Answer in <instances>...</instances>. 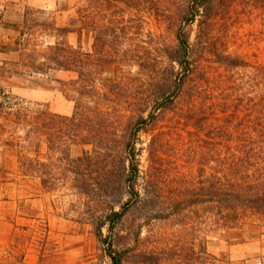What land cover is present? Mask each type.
Listing matches in <instances>:
<instances>
[{
	"label": "trees",
	"instance_id": "16d2710c",
	"mask_svg": "<svg viewBox=\"0 0 264 264\" xmlns=\"http://www.w3.org/2000/svg\"><path fill=\"white\" fill-rule=\"evenodd\" d=\"M211 1L178 0L174 11L172 0H80L65 24L27 8L15 24L16 36L0 41V53L18 55L0 60V79L52 69L74 74L62 81L63 94L73 101L68 115L23 105L0 88V146L14 152L19 175L82 200L110 264H123L133 248L119 239H137L154 218L175 225L190 257L205 263L210 254L204 236L196 251L194 232L264 214V120L251 118L234 95L217 96L190 78L198 47L185 25L196 16L199 26L209 25ZM163 18L174 25V44L153 30ZM69 33L76 34L75 43L67 40ZM46 37L53 39L41 40ZM83 37L92 39L89 46ZM218 55L229 67L246 63ZM107 62L115 64L112 74L105 73ZM168 112L187 128L186 147L177 154L187 170L165 183L159 172L166 160L164 131L155 125ZM141 131L150 133L144 170ZM8 173L0 167V181L11 179ZM145 208L155 213L129 219ZM144 257L147 263L157 259Z\"/></svg>",
	"mask_w": 264,
	"mask_h": 264
},
{
	"label": "rangeland",
	"instance_id": "374dc122",
	"mask_svg": "<svg viewBox=\"0 0 264 264\" xmlns=\"http://www.w3.org/2000/svg\"><path fill=\"white\" fill-rule=\"evenodd\" d=\"M79 2L0 0V41L8 42L16 36L15 24L21 22L27 8L37 9L38 18L47 16L57 24H65ZM172 3V10L177 11L178 0ZM207 11L209 25L199 26L198 16L185 25L189 41L198 47L192 57L195 74L190 78L217 96L224 92L234 95L233 101L247 106L251 118L258 116L264 120V0H212ZM163 19L153 24V30L174 44V25ZM66 38L71 43L77 40L75 33ZM52 39L41 38L44 42ZM91 40L83 37L82 44L89 46ZM219 52L237 56L246 63L229 67L222 62ZM17 58L16 52L0 53V60ZM114 70L115 64L107 62L105 73L112 74ZM73 75L58 69L17 73L0 79V88L23 105L68 115L73 111V101L63 94L62 81ZM189 83L188 80L187 86ZM157 129L164 131L166 160L159 172L166 183L187 170L177 156L186 147L187 128L173 112H168L156 123ZM139 138L140 169L144 170L150 133L141 131ZM77 152L73 148L72 153ZM0 167L11 172V179L0 181V264H110L89 223V211L78 196L65 190L45 191L36 179L19 175L14 152L4 146H0ZM196 167L194 164L193 170ZM137 212L130 213L129 219L143 221L155 210L145 208ZM176 230L169 221L154 218L141 227L137 239H119L127 248L133 247L125 251L123 264H264V214L246 217L234 226H204L203 233L194 232L196 251L201 235L204 236L210 254L205 263H199L195 254L190 257L185 235L178 236ZM102 231L106 233L105 228ZM147 253L156 255L155 263L144 261Z\"/></svg>",
	"mask_w": 264,
	"mask_h": 264
}]
</instances>
